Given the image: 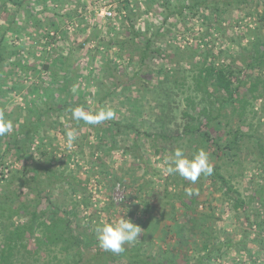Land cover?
I'll list each match as a JSON object with an SVG mask.
<instances>
[{
  "label": "rangeland",
  "instance_id": "obj_1",
  "mask_svg": "<svg viewBox=\"0 0 264 264\" xmlns=\"http://www.w3.org/2000/svg\"><path fill=\"white\" fill-rule=\"evenodd\" d=\"M24 1L25 5H18L15 0H0V40L6 47V56L10 57L0 63V110L14 125L11 133L0 136V190L5 187L1 179L5 173L4 178L9 180L6 186L10 201L17 206L29 202L35 207L40 194L39 205L45 209L56 210V205L65 209L64 205L72 204L76 211L72 217L83 226L97 227L101 222L121 217L130 219L142 229L136 241L143 242L154 255L175 247L173 242L168 248L167 245L170 240H176L179 225L187 223L189 217H204L211 224L215 242L222 244L231 237L235 243L224 245L221 252H216L212 260L204 264H264V226L259 229L251 225L247 217L253 219L254 216L236 210L232 201L207 176L201 175L190 186L199 192L197 212L189 213L182 206L178 196L185 195L184 179L178 174L166 175L164 161L178 147L192 157L197 142L189 145L184 139L174 140L164 143L166 149L156 153L159 145L145 135L152 132L159 117H163L162 96L158 99L152 93L153 85L162 78L157 76L159 68L163 67L171 75L170 83L176 78L179 80L169 85L176 91L175 97H168L165 113L171 117L169 127L175 128L173 121L180 120L182 109H186L185 97L194 86L195 68L217 55L223 62L239 57L240 51L244 52L242 47L253 41L250 29L259 21L256 13H252L254 9L222 6L218 11L203 10L201 6H192L194 0H170L168 3L176 7L178 4L189 7L182 15L166 20L167 11L161 5L162 0H128L130 8L136 9L137 28L143 33L142 39L154 34L151 48L161 47V51H166L151 55L141 64L142 50L139 49L144 47V41L139 42L140 37L132 34L127 19L122 17L123 21L115 14L119 3L125 5L126 0ZM28 4L34 7L31 15L27 11ZM107 11L112 15H106ZM121 39L127 41L125 48L120 47ZM206 52L212 55L208 57ZM20 62L27 66L21 67ZM110 67L115 69L114 76L109 73ZM139 68L142 69L140 74L121 86L120 81L131 77ZM146 74L148 78L141 79ZM75 107L86 111L111 107L116 117L98 125H88L72 117L70 109ZM253 109L249 107L248 115H256L255 122L260 117L264 131V102L255 104ZM117 122L134 124L140 129L141 150L150 166L147 172L139 159L125 151L126 146L133 145L136 133L119 131ZM70 129L79 132L71 148L66 137ZM16 134L21 138L35 137L34 141L28 139L31 142L25 147L27 157L19 156L14 145H7L8 139L15 140ZM40 150L47 153L41 154ZM209 159L211 164L216 162L214 158ZM32 167L56 169L70 176L74 187L58 178H49L45 169L32 182L27 172ZM232 174L235 175L232 183L246 195L253 188L251 182L261 179L258 169L252 165L244 174L241 169ZM11 175L14 177L10 180ZM158 190L161 193L157 197ZM156 199L162 209L151 215L153 220L143 209L146 203ZM184 199L189 201V196L185 195ZM61 213L63 211H59V215ZM140 219L145 221L144 225ZM1 221L0 249L9 224ZM184 227L187 229V224ZM202 249V244L196 240L183 248L188 252L195 250L197 254ZM17 250L12 259L15 264H51L48 261L56 254L44 249L40 255L32 256L22 247ZM87 251L86 248V254ZM88 259L91 261L84 264L96 261L91 256ZM118 261L124 264L126 259L120 256Z\"/></svg>",
  "mask_w": 264,
  "mask_h": 264
},
{
  "label": "trees",
  "instance_id": "obj_2",
  "mask_svg": "<svg viewBox=\"0 0 264 264\" xmlns=\"http://www.w3.org/2000/svg\"><path fill=\"white\" fill-rule=\"evenodd\" d=\"M169 1H161V5L167 11L166 20L174 15H182L189 7L186 4H180L181 6L178 4L176 7L168 3ZM15 2L18 5H25L24 0H15ZM171 5L174 7L169 8ZM26 6L29 15L35 12L32 4ZM192 6H201L203 10L210 8L216 11L222 6H234L235 9L242 7L254 9L253 12L249 10L256 13L259 19L257 25L250 29L254 39L251 43L242 47L244 52L240 51L239 57H231L230 61L223 62L217 55L208 62V59L204 60L201 66L199 64L195 68L192 76L194 86L191 93L185 97L186 109H182L180 120L174 119L173 121L175 128L169 127L168 121L171 117L165 113L168 111L169 106L168 97H175L174 92L176 91L175 88L169 85L179 80L176 78L175 81L170 83L171 75L163 67H160L157 76L161 75L162 78L158 80L159 83L153 85L152 93L156 98L162 96L160 100L163 101V117H159L152 132L145 131V135L150 136L152 142L157 146L159 145L156 148V153L166 149L164 143L182 139L188 142L189 145L196 141L197 145L194 147L196 152L200 149H204L206 152L209 151V153L207 152L209 157L214 158L216 162L212 164L214 168L212 175L207 176V178L212 181L213 185H218L219 190L232 201V205L236 210L254 216L253 219L247 217L251 225L263 229L264 217H261V212L264 211V131L261 130L263 123L260 117L259 121L255 122L254 117L256 115L250 117L248 110L249 107L254 110L255 104L264 102V0H194ZM147 11L149 10L147 9ZM115 14L117 18L121 17V20H123L122 17L127 19L128 28L132 34L134 33L140 37L139 42L144 41V47L139 49L142 50L140 54L141 64H144L145 59L151 55L154 57L157 52L160 55L166 52L161 51V47L151 48L152 43L154 44V34H150L149 37L145 36L142 39L143 33L137 28L136 9L130 8L128 0H126L125 5L119 3L115 9ZM125 42H127L126 39L119 41L121 48H125ZM6 53V47L3 46L0 40V63L9 60L10 57H7ZM13 53H16V51H13ZM206 54L208 57L212 55L209 52H206ZM118 56H122V54L118 53ZM238 58L240 59L239 63ZM19 65L21 67L27 66L22 65L21 62ZM106 67L109 69L107 65ZM140 70L142 69L139 68L131 77L126 79L127 81L125 79L120 81L121 86L132 80L134 76L139 75ZM114 71L115 69L110 67L109 73L112 76H114ZM147 78L148 74L142 76L141 79L146 80ZM124 90L123 92H125ZM176 108L179 109V107ZM116 124L119 131L125 129L136 133L137 137L133 145L130 148L126 146L125 151L139 159L144 164V171L147 172L150 166L145 153L141 150L140 129L130 123L117 122ZM109 126L112 127L111 124ZM159 128L160 130L157 131ZM28 139L29 137L21 138L16 134L15 140L9 138L7 145L8 147L14 145L19 156L24 154L27 157L26 153L28 151L25 147L28 142L34 141L35 137L29 139L31 141ZM40 152L41 154L47 153L45 150H40ZM245 154H247L246 160ZM249 165H252L255 170L258 169L261 179L251 182L253 188L250 187V193L246 195L232 183V178L235 177L232 171L235 172V170L241 169L242 174H244L245 171H248ZM44 169L49 178H58V180L74 187L71 184L70 176L64 175L51 167H43L42 170L34 167L29 168L27 170L30 173L29 180L33 182L38 179L41 171H45ZM4 177L5 173L1 176L2 181L5 182V187L2 191L0 190V221L3 220L1 221L3 224L6 221L9 224L7 225L8 232L5 241L0 249V264H15L12 259L18 253V247L24 248L26 253L33 254L32 256L40 255L44 249L48 252L55 251L56 254L48 261L51 264H62L63 262L65 264H84L85 261H91L88 259L90 256L96 260L94 264H121L118 261L120 256L126 259L124 264H204L206 260L211 261L216 252H221L224 245L231 246L235 244L232 242L231 237H228L227 242L225 241L222 244L215 242L213 240L215 234L208 220H205L204 217L198 218L192 215L186 220L187 229L184 227L185 224L179 225L180 230L177 233L176 240H170L167 245L168 248L172 242L175 244V247L170 251L163 249L159 251L160 255H154L147 250L143 242L137 241L126 244L125 250L121 253L105 251L98 245L96 227L83 226V224L75 222L72 216L76 214V211L72 204L64 205L65 209H61V205H56L57 211L55 208L45 209L39 205L41 200L40 194H38L37 207L32 206V203L29 202H22L23 206L14 205L13 201H10V191L7 192L6 185H9V180ZM13 177L14 175H11L10 180ZM188 184L190 187L191 182L184 179L183 193L185 195ZM193 189L198 190L197 188ZM160 193L161 190H158V194L155 195L158 197ZM198 195L199 192L189 196V201L184 199L183 195L178 196L182 206L186 207L189 213L191 211L192 213L197 212ZM160 209H162V206L156 199L146 203L143 210L153 219L151 215L158 214ZM254 210L256 211L254 212ZM59 211H63V213L59 215ZM152 211L153 213H149ZM140 220L141 224L144 225L145 221ZM158 223L159 220L156 224ZM181 226L183 227L181 228ZM162 229L165 230V226H162ZM192 240L202 244L203 249L198 251V254L195 250L192 252L183 250L184 246ZM32 246L33 249H28ZM86 248L89 250L87 254L85 253ZM48 255L46 254V256ZM105 258L108 260H105ZM29 264L35 263L29 262Z\"/></svg>",
  "mask_w": 264,
  "mask_h": 264
},
{
  "label": "clouds",
  "instance_id": "obj_3",
  "mask_svg": "<svg viewBox=\"0 0 264 264\" xmlns=\"http://www.w3.org/2000/svg\"><path fill=\"white\" fill-rule=\"evenodd\" d=\"M70 111L75 120H82L88 125H98L105 120L116 117V111L111 107H103L99 110L90 108L87 111L82 107H75ZM13 128V122L5 117L3 110H0V136L11 133ZM78 136L79 132L76 129H70L66 132L69 148L73 146ZM164 163L166 167L163 171L166 175L178 174L193 184L201 175L210 176L214 170L210 163L209 154L204 149H200L192 157H188L184 149L178 147L165 157ZM185 193L192 196L194 193L198 194V190L189 187L185 189ZM95 231L100 248L112 253H121L125 250L126 244H131L139 239L142 229L130 219L121 217L111 222H101Z\"/></svg>",
  "mask_w": 264,
  "mask_h": 264
},
{
  "label": "built area",
  "instance_id": "obj_4",
  "mask_svg": "<svg viewBox=\"0 0 264 264\" xmlns=\"http://www.w3.org/2000/svg\"><path fill=\"white\" fill-rule=\"evenodd\" d=\"M105 14L108 15V16H111L112 12L111 11H107Z\"/></svg>",
  "mask_w": 264,
  "mask_h": 264
}]
</instances>
